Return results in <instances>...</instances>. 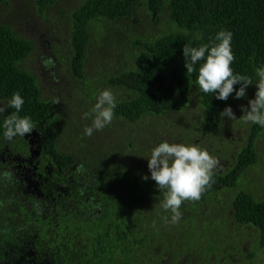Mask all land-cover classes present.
<instances>
[{
  "label": "trees",
  "instance_id": "trees-1",
  "mask_svg": "<svg viewBox=\"0 0 264 264\" xmlns=\"http://www.w3.org/2000/svg\"><path fill=\"white\" fill-rule=\"evenodd\" d=\"M59 2L24 0L46 18L57 12L61 27L68 28L72 59L65 75L69 89L82 90L88 105L76 117L64 111L58 98L45 95L47 85L39 75L24 66L36 44L9 24L12 0H0V100L15 92L25 98L20 114L35 122L55 179L64 173L68 179L78 164L93 173L89 181L100 190L103 227L75 220L69 237L77 238V232L86 244L71 246L74 255L86 245L85 253L92 250L98 264H264V177L246 185L256 177V142L264 127L250 125L239 148L223 138L220 113L237 99L235 92L226 101L199 92L197 74L187 73L183 54L187 43H209L220 29H228L233 32L234 72L254 77L264 63V0H83L72 12ZM91 53L94 61L88 58ZM105 88L120 100L115 119L87 137L83 132L91 120L84 114ZM256 91L252 84L247 94L254 99ZM12 111L0 114V124ZM25 137L5 141L0 129V255L9 243L22 240L39 248L47 237L37 227L41 219L21 217L28 212L25 204L8 193L17 184L14 176L5 175L6 165L24 154L29 146ZM165 140L200 144L219 161L201 198L182 205L178 224L159 207L156 182L143 179L151 176L145 156ZM44 191L47 202H57L56 184L45 185ZM8 219L16 226L19 219L24 238L6 236L2 225Z\"/></svg>",
  "mask_w": 264,
  "mask_h": 264
},
{
  "label": "clouds",
  "instance_id": "clouds-1",
  "mask_svg": "<svg viewBox=\"0 0 264 264\" xmlns=\"http://www.w3.org/2000/svg\"><path fill=\"white\" fill-rule=\"evenodd\" d=\"M232 41L233 32L220 29L209 43L196 46L187 43L183 49L187 73L197 74L196 85L199 92L212 94L223 101L228 100L234 92L237 99L246 97L248 87L255 84V98L249 101L250 106H241L244 115L239 119L245 124L264 127V63L256 67L254 77L235 73L232 67L235 61ZM52 63L51 58L45 61L46 65ZM237 84H240L238 90L235 88ZM119 103L117 93L111 88L100 90L93 107L84 114V118L90 119L91 123L85 126L83 135L92 137L95 132L110 126L115 119V110ZM24 104L25 98L20 92L13 93L6 100H0V114L14 109L0 124L5 141L12 142L16 138H24L37 127L31 116L20 114ZM220 117L221 120L225 117L232 121L238 120L231 106L226 107ZM145 157L149 160L151 176L144 175L143 179L150 178L156 182L160 190L159 207L171 214V223L178 224L182 219L181 207L184 202L198 201L213 183L219 164L218 158L200 144L168 140L154 145L150 155ZM263 174L256 173L254 176L259 181L264 177ZM165 219L169 217L166 216Z\"/></svg>",
  "mask_w": 264,
  "mask_h": 264
},
{
  "label": "flooded vegetation",
  "instance_id": "flooded-vegetation-1",
  "mask_svg": "<svg viewBox=\"0 0 264 264\" xmlns=\"http://www.w3.org/2000/svg\"><path fill=\"white\" fill-rule=\"evenodd\" d=\"M25 139L29 146L24 154L19 156L17 163L6 165L9 171L6 173L14 176L17 184V189H12L8 193L14 194L11 197L17 195L16 197H19L20 201L25 204L28 212L22 213L21 217L41 219L39 222L36 220L37 227L43 229L47 237L42 240L43 244L39 248L17 238L18 242L9 243L3 249L0 255V264H98L92 250L85 253L86 245L82 246L80 252L74 255L75 251L71 246L86 244L83 236L75 231L77 238L69 237V234L74 231L75 220H90L97 223V220L104 217H100L102 203L97 198L100 190L94 187L96 181H93L92 185L89 181L93 177V173L78 164L77 168L67 175L68 179L65 178L66 173L55 179L51 174L55 167L52 166L50 159L44 160L43 158L41 134L37 128ZM50 178L54 182H50ZM50 183L56 184L57 197L55 199L57 202L45 200L44 187ZM73 186H75V190H73ZM2 226L8 238L15 239L17 234L23 237V227L19 219L18 226L9 219L5 220ZM30 228L34 232V226L30 225ZM35 231L38 237L39 230ZM59 236L63 238L62 243H59ZM100 236V231L97 236L93 234V242Z\"/></svg>",
  "mask_w": 264,
  "mask_h": 264
},
{
  "label": "rangeland",
  "instance_id": "rangeland-1",
  "mask_svg": "<svg viewBox=\"0 0 264 264\" xmlns=\"http://www.w3.org/2000/svg\"><path fill=\"white\" fill-rule=\"evenodd\" d=\"M83 0H60L59 6L65 9H72L74 11ZM14 15L9 22L18 32L19 35L33 40L36 44V51L30 55V57L24 62V66L29 70L36 72L44 85H47L44 93L46 96H53L60 100L62 109L64 111H71V115L75 117L81 115L85 106L88 105L84 101L85 95L81 92L71 91L70 83L65 75L66 64L72 59L71 49V37L69 36V30L67 27H61V20L56 12L54 16L44 17L36 7L25 6L24 0H12ZM54 12V11H53ZM11 15V14H10ZM68 30V31H67ZM57 52H54V49ZM95 55L91 53L88 58L94 61ZM51 58L53 63L46 65L45 61ZM96 67V66H95ZM94 69L92 71V74ZM58 75L59 77H56ZM57 87V88H56ZM88 89L89 85L84 86ZM253 97L246 95L242 99L246 101V104H242L238 99L230 100L226 107L231 106L236 114L238 120L232 121L228 118H224L221 123L224 136L223 138L229 139L232 145L235 147H242L246 141L245 136L248 134L250 124H245L241 118L244 115L242 111V105L250 106L249 101ZM75 124L81 127L79 123ZM218 135V134H217ZM213 139V137L211 138ZM210 139V140H211ZM227 147L225 142L222 145V149ZM256 148L258 152V160L260 161L257 167V173H264V131L259 135ZM264 175V174H263ZM257 177L246 182V185L256 184ZM121 212V209L119 213ZM100 221V222H99ZM93 223L95 229H101L103 226L102 219ZM88 229H91L88 227ZM62 231V227H61ZM80 238V237H79ZM63 238L59 236V243H62Z\"/></svg>",
  "mask_w": 264,
  "mask_h": 264
}]
</instances>
